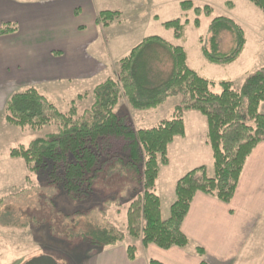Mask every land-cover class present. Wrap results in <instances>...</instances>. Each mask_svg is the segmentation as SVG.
<instances>
[{
    "label": "trees",
    "instance_id": "trees-1",
    "mask_svg": "<svg viewBox=\"0 0 264 264\" xmlns=\"http://www.w3.org/2000/svg\"><path fill=\"white\" fill-rule=\"evenodd\" d=\"M250 1L264 12V0ZM180 6L184 11L194 10L196 27H200V15L211 16L213 12L210 6H195L191 0L180 2ZM121 15L120 10H101L96 23L108 27L120 20ZM187 23L175 18L163 24L172 28L177 38H182ZM17 30L16 23L4 22L0 25V36ZM223 34L232 36L228 50L222 47ZM200 41L209 62L229 65L245 48L246 35L234 19L218 16L210 22L209 37ZM187 59L183 46L173 45L157 35L144 38L120 59L117 79L108 77L95 86L94 103L81 115L75 101L68 112H62L35 87L13 93L5 106L9 124L37 129L55 123L58 130L28 145L13 147L10 156L23 158L29 171L45 173L75 200L98 193L101 181L108 183L107 189L120 187L131 194L127 211L131 235L141 237L144 246L186 247L190 239L182 226L195 194L200 191L230 202L249 156L264 141V114L259 111L264 102V67L248 74L240 89L234 88L230 81H221L222 91L218 93L212 89L215 81L192 69ZM122 95L137 110L156 109L175 96H181V103L175 107L172 119L150 128H135L127 114L118 115L114 111ZM184 110H197L207 119L215 174L209 176L202 165L180 177L170 216L163 218L156 182L160 166L169 163V144L176 136L185 135ZM89 211L76 216H87ZM71 236L90 243L97 252L123 242L126 235L108 219L98 217L86 230L73 232ZM195 251L205 255L201 246H196ZM127 253L130 260H135L137 247L129 245ZM148 264L164 263L149 259ZM201 264L208 263L203 259Z\"/></svg>",
    "mask_w": 264,
    "mask_h": 264
},
{
    "label": "rangeland",
    "instance_id": "rangeland-1",
    "mask_svg": "<svg viewBox=\"0 0 264 264\" xmlns=\"http://www.w3.org/2000/svg\"><path fill=\"white\" fill-rule=\"evenodd\" d=\"M182 1L185 0H98L100 8L121 11L122 25H125L132 35L131 41L123 49L118 51L116 48V53L112 54V59H115L118 65V69L114 68L112 73L113 78L118 77L120 59L127 56L130 50L144 38L157 35L173 45L183 46L188 55V65L202 76L215 81L212 85L213 91L218 93L222 91L220 82L223 80L232 82L234 88L240 89L248 74L264 67V12L250 0H191L195 6L208 5L213 9L211 16L200 15L201 24L200 27H196L193 24L196 18L194 10L184 11L180 6ZM218 16L234 19L242 26L246 35L245 48L239 58L229 65L211 63L202 52L200 39L209 37L210 22ZM175 18H181L183 22L188 21L182 38H177L174 30L166 28L163 24ZM101 31L110 44L113 38L119 41L120 37L128 35V31L122 33H116L115 30ZM232 42L231 35L221 36L222 47L225 50L232 46ZM94 88L75 89L61 86L45 91L39 90L62 112H68L72 101H75L78 113L81 115L94 103ZM6 90L8 91L0 92L1 100L24 88ZM79 95L82 97L78 98ZM176 104V100L170 99L165 106V109L167 107L169 109L160 114L158 110L134 109L122 95L114 111L118 115L127 114L135 128H150L163 120L172 119L175 116ZM1 105L0 264H24L33 257L45 254L53 256L59 264H89L91 259L88 258L96 253L95 248L86 241L75 240L71 234L86 230L90 222L98 217L108 219L125 233L126 239L121 243L126 247L137 244V238L141 237L131 235L127 224V211L130 205L128 197L131 194L121 191L120 187H117V190L107 189L108 183L101 181L98 193L85 200H75L67 195L62 185L50 181L45 173L29 171L24 159L11 157L10 150L19 145H28L34 139L45 138L56 132L58 126L52 123L33 129L28 126L21 128L11 125L5 119L6 103L4 107ZM261 105L264 110V102ZM196 117L205 121L208 127L206 117L201 112L188 110L185 113L190 133H194L195 129L202 136L205 134L203 131L205 123L201 122L199 125L194 123ZM195 126L197 129L194 128ZM193 136L196 137L195 133ZM178 143L179 140H176L171 145L172 165L169 168L163 166L161 168L159 192L163 201L164 218L170 216L171 199H176V184L174 185L173 180L174 176L186 168L183 162L188 161L187 163L193 165L202 160L211 166L210 162L213 161L212 150L209 161V154L197 151L194 148L196 145L194 141L188 143L187 149L180 148ZM214 172V168L210 167V173L214 175ZM95 208H99L102 212L99 213ZM89 209L87 216H76L77 213ZM261 238L257 241L254 252L255 259L259 260L256 264H264V235ZM240 262L243 264V259H240Z\"/></svg>",
    "mask_w": 264,
    "mask_h": 264
},
{
    "label": "crops",
    "instance_id": "crops-1",
    "mask_svg": "<svg viewBox=\"0 0 264 264\" xmlns=\"http://www.w3.org/2000/svg\"><path fill=\"white\" fill-rule=\"evenodd\" d=\"M101 10L105 9L99 7L98 0H0V25L4 22L18 25L16 32L0 36V92L25 87L43 91L61 86L90 89L108 77H114L112 73L118 65L112 54L116 53V48L118 51L123 49L132 35L121 20L108 27L97 25ZM101 30L128 31V35H123L125 37H120L119 41L113 38L110 44ZM12 94L8 97L6 94L5 100L0 99L2 107ZM170 99L176 100V106L181 103V96L171 97L168 101ZM168 101L149 110H158L162 114L169 109H165ZM262 108L261 105L260 111L264 113ZM187 111L183 113L185 135L176 136L169 144V163L160 166L156 182L163 218L159 180L162 166L169 168L172 165L171 145L179 140L178 146L187 149L188 143L194 141V148L209 154V161L211 159L212 148L205 121L195 118L194 123H205V134L201 136L194 129V137L185 120ZM187 162H183L186 168L174 176V185L184 174L202 165L206 166L209 176H214L210 173L214 158L211 166L202 160L193 165ZM174 201L172 198L169 210ZM182 230L190 239L186 247L144 246L142 239L137 238L135 260L129 259V245L119 243L89 256V264H148L149 259L164 264H201L203 259L208 264H241L240 259H243V264H256L259 261L254 257L257 241L264 235V141L249 156L233 199L227 203L210 194L197 192ZM196 246L205 250L204 256L196 253Z\"/></svg>",
    "mask_w": 264,
    "mask_h": 264
},
{
    "label": "water",
    "instance_id": "water-1",
    "mask_svg": "<svg viewBox=\"0 0 264 264\" xmlns=\"http://www.w3.org/2000/svg\"><path fill=\"white\" fill-rule=\"evenodd\" d=\"M24 264H59L58 261L51 255H40L33 257Z\"/></svg>",
    "mask_w": 264,
    "mask_h": 264
}]
</instances>
